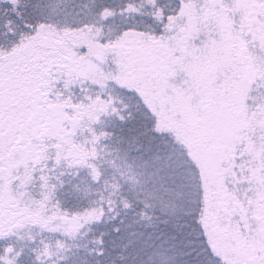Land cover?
<instances>
[{
    "label": "snow or ice",
    "instance_id": "6c2138e0",
    "mask_svg": "<svg viewBox=\"0 0 264 264\" xmlns=\"http://www.w3.org/2000/svg\"><path fill=\"white\" fill-rule=\"evenodd\" d=\"M0 264H264V0H0Z\"/></svg>",
    "mask_w": 264,
    "mask_h": 264
}]
</instances>
